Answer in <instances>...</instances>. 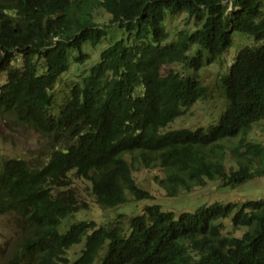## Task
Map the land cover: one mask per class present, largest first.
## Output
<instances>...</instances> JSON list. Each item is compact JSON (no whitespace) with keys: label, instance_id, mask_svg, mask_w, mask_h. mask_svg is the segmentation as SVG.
<instances>
[{"label":"trees","instance_id":"obj_1","mask_svg":"<svg viewBox=\"0 0 264 264\" xmlns=\"http://www.w3.org/2000/svg\"><path fill=\"white\" fill-rule=\"evenodd\" d=\"M262 0H0V115L11 114L45 134L53 130L56 104L54 93L71 59L91 57L89 48L100 44L112 26L92 20L95 9H104L112 22H119L121 35L112 37L103 63L89 76L91 89L107 84L120 89L119 109L145 114L154 124L164 126L210 94V88L196 74L212 64L231 45L235 31L264 40ZM232 4V5H231ZM239 8L234 16L228 7ZM185 12L195 19L193 31L182 30L171 44L166 22ZM88 45V46H87ZM208 52L209 56L205 53ZM180 64L185 71L166 70V64ZM111 73V74H110ZM110 74V75H109ZM227 100L217 121L192 130H172V157L156 148L154 154L165 167L159 180L164 195L181 199L185 205L179 219L166 217L170 210L159 198L140 188L131 172L118 175L119 150L114 148L117 123L99 122L86 115L57 128L62 147L53 153L52 183L58 184L70 170L93 183L90 192L100 209L111 211L128 203L127 192L138 202L132 213L112 217L118 233L105 236L95 231L87 236V250L75 260L67 255L72 244L58 233L60 220L86 209L77 191L56 189L53 195L41 175L14 158H0V214L15 212L21 217L23 236L15 264H85L99 248L106 250L98 264H150V252L168 256V235L179 224L212 249V264H264V197L236 202H214L187 211L197 186H213L230 192L248 180L264 176V42L244 47L229 73L219 78ZM137 87L145 96H137ZM87 88L72 89L73 99L63 115L73 116ZM18 119V120H19ZM229 141L228 144L223 141ZM149 166V155H142ZM213 183V184H212ZM141 200H149L143 204ZM235 212L234 226L223 234L217 222ZM125 229L122 222H129ZM157 221V222H154ZM149 222L148 226H146ZM110 225V224H109ZM93 223L75 225L71 243L79 242ZM106 244V247H103ZM194 244L184 253L187 262L162 257L158 264H204L206 246ZM102 245V247H101ZM82 250V251H83ZM137 256V257H136ZM136 257L134 263L133 260ZM75 261V262H74Z\"/></svg>","mask_w":264,"mask_h":264},{"label":"clouds","instance_id":"obj_2","mask_svg":"<svg viewBox=\"0 0 264 264\" xmlns=\"http://www.w3.org/2000/svg\"><path fill=\"white\" fill-rule=\"evenodd\" d=\"M177 40L178 39H172V32H171V36L168 40V45H169V42H171L172 44L176 42ZM260 41L264 42V40H260ZM232 44H233V39L229 47H231ZM261 44L255 45V46H249V47L260 46ZM229 47L225 51H227ZM105 51L101 53V60H102L101 62L100 61L95 62L91 57L89 58L84 57L80 61H75L73 58L71 59L68 69L65 70L64 71L65 73L63 74L67 78L71 76L70 73L75 70L74 78L71 79L72 81L69 87H66L63 90L61 89L56 90V92L54 93L56 104L53 103L52 105L51 104L49 105V108L51 109V112L53 113V120H54V122L52 123L53 130L45 134L44 132L42 133L36 129L42 135H44L48 139V142H49L47 153L42 155V159L41 160L36 159V162L32 163L30 157H25V156H15L14 157L13 156V157H8V158H14V160H18L22 163L25 162V164H27L32 170L39 173L42 179L45 181L46 185L51 189V192L53 195L55 194L54 192H57L56 189L58 187H59V191H64L66 189L74 190L75 187L73 184L76 179H83L87 181L89 183L90 192H91L93 190L92 181L83 176H78L76 174V170L68 171L66 176L62 177L61 181L58 184L52 183L53 178L51 176V164H52L53 153L62 147L60 138L57 135V131H56L57 128L63 125H68L72 123L73 121L83 118L86 115H90L92 116L94 120L99 121V122H106V123L116 122L117 123L115 126L112 127V132L116 133V136L113 142L114 148L118 147V150H119V155H118L119 162L117 165L118 175L120 176L126 172H131L136 184L140 188L149 191L153 196L159 199L170 197L169 195H164L163 193L164 188H162V186L159 183V180L165 177L166 171H165V167L163 166V163L159 160V157L154 154V152L156 148L160 147L163 149V153L165 155L172 157L171 144L176 143L178 141V138H170L169 133L172 130L184 128V126H186L187 124H182L183 116H178L179 119L173 124H170V123L173 122L178 117L174 118L172 121H170L168 124L164 126H159V125L154 124L145 114H139L134 110H127L124 112L120 111L119 106L122 101L120 89L114 82H112L109 79L106 85L102 87L96 86L91 89L90 87L94 83L89 81L88 78L93 73L97 74L96 66L99 63L104 62L103 54L105 53ZM236 56L231 66L229 67L228 71L223 74L224 76L229 73L231 67L235 63ZM219 58H217L216 60H218ZM73 88H76L77 90L78 89L80 90L82 88H87L86 95L83 96L76 104V109L72 112L73 114L72 118L70 120H66L63 115V110L65 108L66 110L69 111V108H67V103L72 101L73 99V94H72ZM137 89L139 93H135V95L141 96V97L145 96L143 89L139 87H137ZM56 96H57V100H56ZM61 99L62 101H60ZM1 117L10 118L15 121L19 119L18 117L11 115V114H2L0 115V118ZM18 121H20V119ZM144 154L149 155L151 159L149 166H146L144 162L142 161V155ZM1 159H4V158H1ZM142 170H145V171L158 170V172L162 170L164 173V176L160 177L158 176V172H155L152 175V185L145 186L136 177L137 173ZM205 189H208V188H203L201 186L196 187L197 193ZM77 197L79 199V203H83V201L80 199L78 194H77ZM139 201L137 200V202ZM216 202H219V201H216ZM221 203H228V202H221ZM181 213L182 211L179 213H176L170 210L166 217H160L157 221H165L170 218L179 219ZM234 214L235 212H232L229 215V216L232 215L231 220L227 219L229 217L228 216L224 219H220L217 221L223 224V230H222L223 234H225L227 230L226 223H228L229 226H234L233 221H232ZM72 218L73 216L70 218L60 220L57 230H58V233L63 236L65 243L72 244V246L74 245L80 246V251L77 254V256L74 257L73 260H75L76 258L78 259L81 256V254L85 250H87L86 248H88L87 246V241H88L87 236L88 235L92 234L95 231H102L105 236H110V235L118 233L116 230H118L119 225L113 219L111 221H108L107 223L108 225H99L97 220L95 221L92 219L81 218L78 216L77 219L73 222ZM157 221H154V222H157ZM79 222L93 223V226L89 227L88 233L85 234L79 242L71 243L74 230H75V225ZM154 222H149L146 226ZM122 224H124L125 229L128 227H131V219L129 222H125V221L122 222ZM261 243L264 247V242H261ZM194 244H202V243L199 241L198 236L196 234L186 230L182 226V224H179L168 235V244H167L168 256L162 255L159 251L150 252L152 255V263L150 264H158V262L162 259V257L170 258L177 262H187L189 261V258L183 256V254L193 252L195 250ZM103 247H106V244ZM84 248L85 250H83ZM17 249L18 247L16 248L14 255L8 259L7 264L16 263L15 255H16ZM105 252L106 250H102L99 248V250L96 253H94L93 256L85 262V264H98L101 257L105 254ZM136 257L134 258L133 263ZM244 261H245V252L243 251V249H240V263L244 264ZM213 262H214L213 251L211 248L206 246V251L204 252V264H212Z\"/></svg>","mask_w":264,"mask_h":264},{"label":"rangeland","instance_id":"obj_3","mask_svg":"<svg viewBox=\"0 0 264 264\" xmlns=\"http://www.w3.org/2000/svg\"><path fill=\"white\" fill-rule=\"evenodd\" d=\"M232 0H225V3H229ZM263 12H264V0H262ZM239 8L228 7L226 14L234 16L235 12ZM111 15L103 9H95L93 18L97 23L112 26L107 30L106 38L97 46L89 48V52L86 53L91 55V58L97 62L101 60V53L105 51L108 42L112 37L121 35L120 31L117 30L119 22H112L110 20ZM167 28L169 27L172 32V39H178L179 32L183 29L193 31L197 26L195 19L188 16L187 13L182 12L175 17H171L166 22ZM263 41H256L253 37L247 36L240 32L235 31L233 34V44L223 55L212 62L210 65H206L196 72L201 81L210 88V94L203 100L198 101L194 106L189 107L185 110L182 118V124H188L192 130H197L200 126H206L213 121H217L220 117L221 111L225 110L227 100L224 95L223 89L219 86V78L224 76L231 66L237 52L245 46H255L261 44ZM88 46V45H87ZM207 56L208 52L205 50ZM166 70L185 71L183 67L178 63L166 64ZM73 71V70H72ZM186 73H192V70L185 71ZM71 76L62 80L58 89H65L69 87L71 79L74 78L75 70L70 73ZM3 78L0 79V85L3 82ZM57 100V96H56ZM62 101V99L60 100ZM179 119H175L170 124H173ZM223 143L228 144L229 141L225 140ZM49 147L48 139L42 135L39 131L34 129L28 123H22L18 120L1 117L0 118V157L8 158L15 156L30 157L31 162L35 163L36 159H42V155L47 153ZM158 172L142 170L137 173V179L142 182L145 186L152 185V175ZM158 176L163 177L164 173L162 170L158 172ZM213 184V183H212ZM74 187L77 191L80 199L88 204L86 209L73 215L72 221L74 222L77 217L97 220L99 225H108V221L112 220V217L121 213L129 212L132 213L134 209L139 206L137 200L127 192L128 203L122 207H114L111 211L100 209V205L94 202V199L90 195L89 183L83 179H76L74 181ZM190 196V203L194 207L188 206L187 211H194L196 208L207 205L216 201L219 202H236L246 199L256 198V196L264 197V176H260L245 182L239 188L233 189L230 192H225L224 189H218L208 187L196 196ZM149 200H141L143 204H146ZM159 204L166 210H171L176 213L184 211L185 205L181 199H172L171 197L163 198L159 200ZM231 216L227 219L231 220ZM21 217L15 213H4L0 214V264H7L9 258H11L17 246L21 245L23 239V233L19 229V222ZM226 223V228H230ZM80 251L79 245L72 246L67 255L72 258L77 256Z\"/></svg>","mask_w":264,"mask_h":264}]
</instances>
